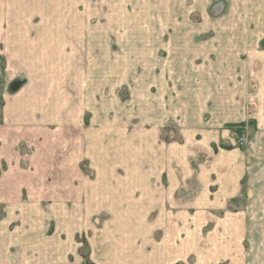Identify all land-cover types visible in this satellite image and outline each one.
<instances>
[{
	"label": "rangeland",
	"instance_id": "rangeland-1",
	"mask_svg": "<svg viewBox=\"0 0 264 264\" xmlns=\"http://www.w3.org/2000/svg\"><path fill=\"white\" fill-rule=\"evenodd\" d=\"M262 51L264 0H0V264H264Z\"/></svg>",
	"mask_w": 264,
	"mask_h": 264
},
{
	"label": "crops",
	"instance_id": "crops-1",
	"mask_svg": "<svg viewBox=\"0 0 264 264\" xmlns=\"http://www.w3.org/2000/svg\"><path fill=\"white\" fill-rule=\"evenodd\" d=\"M239 52H241V51H239ZM246 52H248V51H246ZM262 52L264 54V51H262ZM236 53H238V51ZM255 58H257V57H255ZM254 59H252V62H255ZM237 60H238V57H237ZM253 64H256V63H253ZM243 67L244 66L239 62H237L235 65H232V68L229 69V70H231V73H232V74L230 73L231 76L233 78H236V76H238L240 73H241V75L244 74L242 72H238ZM253 70H257V68H255L254 65H253ZM254 74L256 77H260V79H262V82H264V78H263L264 74H259V73H257V71H255ZM240 80H239V82H240ZM222 84L226 85V86L222 87V91H223L222 95H225V96H223V98H222L223 103L221 105L220 115H222L224 118H228V117H230V115L235 116L233 114H236L238 112L236 117H234L232 119L235 121V120L242 117V119L245 120L246 111H245V115L243 116L242 110H245V108H246L247 99L240 96V92L242 91L243 87H241L239 89V84H235V85H237V88L234 86H232L233 88H231V82H229L228 79L222 80ZM261 85H264V84L262 83ZM224 90H225V92H224ZM259 91H260V93L259 92H257V93H258L259 97L260 96L263 97V98L260 97V99H262V101H263L264 89H260ZM246 95H247V93H246ZM234 109L236 110V112H234ZM263 110H264V107H263ZM226 122H228V121H226ZM258 122H260V121L258 120ZM262 125L264 126V122L262 123ZM212 147L214 148L215 153H220L223 156V152L220 149V148L223 149V147L220 146V148H219L216 143H214L212 145ZM226 149L225 150L227 152H231L234 154L235 160H239V163H237L236 161H231L230 158H224L223 163H219L218 165H216L218 172L222 173V174H220V176L218 175V178H216V180L214 181V184L216 186H218V189L216 190L217 194L215 197H217V199H219L220 202L225 201L226 199H232L233 197H235L239 193L240 178H241V174L243 172V164L241 163L242 162L241 160L243 159L242 158L243 153H242L241 149L236 148V147H229ZM223 157H225V156H223ZM175 163H176V161H175ZM168 183L170 184L169 195H168V197H169L170 195L172 196V193L174 192L175 188H177V186H179L180 179L177 180V178L173 177L170 182L168 181ZM128 187H130V185H128ZM122 189H124V187ZM159 190H161V189H159ZM134 192H135V190H134ZM166 192H167V190H165V194L163 196L159 195L161 200L164 199V204H165V201H167V194L168 193H166ZM129 194H130V196H129ZM133 195H134L133 193L127 192V197H130L133 199L134 198ZM143 196H144L143 200L146 199V191H144ZM143 202L146 204L145 201H143ZM134 207H135V203H134ZM239 217H240V215H239Z\"/></svg>",
	"mask_w": 264,
	"mask_h": 264
}]
</instances>
